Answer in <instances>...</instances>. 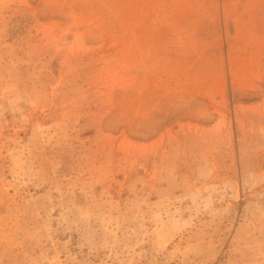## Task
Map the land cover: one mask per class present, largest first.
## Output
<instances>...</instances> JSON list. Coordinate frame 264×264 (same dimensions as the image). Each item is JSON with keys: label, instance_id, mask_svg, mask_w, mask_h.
I'll list each match as a JSON object with an SVG mask.
<instances>
[{"label": "rangeland", "instance_id": "rangeland-1", "mask_svg": "<svg viewBox=\"0 0 264 264\" xmlns=\"http://www.w3.org/2000/svg\"><path fill=\"white\" fill-rule=\"evenodd\" d=\"M0 264H264V0H0Z\"/></svg>", "mask_w": 264, "mask_h": 264}]
</instances>
